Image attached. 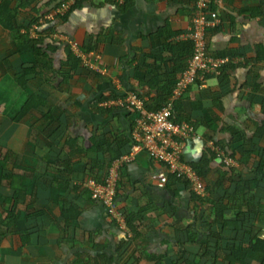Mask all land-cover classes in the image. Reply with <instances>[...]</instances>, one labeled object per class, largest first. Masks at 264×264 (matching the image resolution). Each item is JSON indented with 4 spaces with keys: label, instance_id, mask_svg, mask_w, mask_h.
Returning a JSON list of instances; mask_svg holds the SVG:
<instances>
[{
    "label": "crops",
    "instance_id": "1",
    "mask_svg": "<svg viewBox=\"0 0 264 264\" xmlns=\"http://www.w3.org/2000/svg\"><path fill=\"white\" fill-rule=\"evenodd\" d=\"M59 2L0 0V6L16 13V25L26 26L28 11L48 13ZM192 9L193 0H82L64 21L51 23L59 37L43 42L59 44L49 52L56 69L69 43L81 67L64 81L55 76L52 85H37L35 75L27 74L25 88L17 79L33 56L19 53L0 25V204L13 193L3 177L16 164L33 169L27 174L35 179L37 211L21 221L31 230L28 243L0 237V264H227L224 256L232 248L264 240V185L254 180L263 155L240 163L237 153L249 145L264 149V0L212 1L209 17L217 24L206 33V48L225 59V68L189 86L176 105L178 120L192 123L199 136L184 143L181 159L190 166L208 160L203 179L194 170L203 195L181 180L167 178L162 188L156 186L149 175L164 166L145 151L132 150L136 114L116 103L134 93L147 111L155 100L162 104L189 59ZM29 36L37 34L30 30ZM91 44L93 51H81ZM31 96L43 98L44 106L16 119ZM47 112L50 122L43 118ZM106 137L124 143L118 150L111 143V155H120L108 167L127 156L116 171L115 194L116 210L130 218L126 232L86 187L88 179H102L101 163L109 154L95 148ZM208 148L215 156L205 153ZM223 156L233 164L226 166ZM56 159L62 163L55 173L47 167ZM31 180L16 182L26 185L28 194ZM235 180L242 183L239 194L253 199L244 214L225 196L235 191Z\"/></svg>",
    "mask_w": 264,
    "mask_h": 264
},
{
    "label": "trees",
    "instance_id": "2",
    "mask_svg": "<svg viewBox=\"0 0 264 264\" xmlns=\"http://www.w3.org/2000/svg\"><path fill=\"white\" fill-rule=\"evenodd\" d=\"M82 0H76L75 4L66 12L67 15L71 10L76 8ZM62 0L58 3L56 8H58L62 4ZM210 6V5H209ZM54 8V10L56 9ZM53 11V10H52ZM50 13V12H49ZM16 13L14 11L9 10L7 7L0 6V25L7 29L10 33L12 41L15 43V46L19 53H30L33 56V64L30 68H26L22 70V75L20 78L17 79V83L21 88H25L28 84V81L25 79V76L27 74H34L35 84H40L41 82H45L46 85H52L55 76H59L62 78V80L69 79L71 75L81 67V59L77 55L74 54L72 50L71 44H66L64 49V56L65 60L60 63V68L56 69L54 67L53 59L50 57L49 52H53L56 50L57 45L55 42H49L46 44V46H43V42L45 38L50 35L51 32H53L54 24L51 23L56 21H64L66 19L65 14L56 16V19L53 18V20H50L48 22H44L42 24L39 23V19L42 17V15L46 14H40L38 11L30 10L28 11V14L26 15L25 19L27 20L26 26H19L14 23L15 15ZM55 19V20H54ZM36 26V29L34 30L37 34L36 38H32L29 36V32L32 29V26ZM44 25H47L45 29H42ZM94 45V44H93ZM93 45L86 46L81 51L83 53H90L93 51ZM191 45V44H190ZM192 55V48L190 46V55L189 58ZM187 63V62H186ZM186 63L184 65V68L186 66ZM183 68V70H184ZM225 68L223 66L222 70ZM182 70V71H183ZM208 76V75H207ZM206 77V76H205ZM174 85V84H173ZM173 85L171 88L167 91V96L164 97L162 104L159 103V100H155L156 104L154 108H151V110H158L162 107L165 100L171 95ZM105 100V98L100 99ZM178 99L174 101L173 104V115L172 119L175 121H178L177 116L174 114L176 112V105L178 103ZM45 100L38 96H31L28 98V100L25 102V104L20 109L19 113L16 116V119L22 118L24 115H26L30 109H38L39 107L44 106ZM43 118L46 121L52 120V115L50 113H44ZM189 125H192V123H188ZM261 131L259 133L255 134V137H259L261 135ZM208 136L207 134H205ZM207 141H211L213 145H217V142L213 141V138L211 136H208L206 138ZM205 139V140H206ZM115 142V143H114ZM111 143H114L115 147H117V150L119 147H123L124 143L120 142L115 139L111 142L106 137L104 139V145L99 146L98 151L109 154V160L106 162H103L101 164L100 168V178L96 181H101L106 176L108 171V166L110 165V161L113 159H116L119 157V153H116L114 155L112 154L113 147L111 146ZM246 145H249V143H245ZM65 145H68L67 147L70 148L73 143L70 141H66ZM79 149V148H78ZM80 150V149H79ZM239 152V153H238ZM206 154H210L211 157L215 156V153L211 151L210 148L205 150ZM239 155V161L240 163H246V160L251 156V154H257L261 157V159L257 162V165L255 167V173L256 177L254 180L258 181L259 183H262L264 185V149L257 148L256 146H248V149L246 151L238 150L237 151ZM114 156V157H113ZM208 160L206 158L201 159L198 163L192 164L191 167L193 170L197 172V174L203 179L204 175L202 174V169L206 171V169L203 166H206ZM62 163L61 160L56 159L55 162L48 166L47 169L55 173L57 172V165L59 166ZM46 169V171H47ZM33 169L28 167L19 166L16 164H13L12 169L10 173L5 174L3 179L5 180L7 178V188L12 190V195L5 199V201L0 204V237H6V236H17L23 243H28L29 237L31 235V230L28 227H22L21 221L28 219L30 216H34L37 211H35V179L31 180V175H28L27 173H32ZM224 175V174H223ZM225 176V175H224ZM29 179L33 181L32 186L30 188V192L27 194L26 185H21L16 181H20L22 179ZM224 178V177H223ZM169 180H181L185 183L186 180L183 177H180L179 175L169 174L168 175ZM222 182V181H221ZM234 188L235 191L232 193H225L226 198L232 203L233 208L239 213L244 214L245 210L244 208L248 209L253 202V199L248 197L247 194H239V187L242 183L240 181L234 182ZM3 185V184H2ZM188 185V183H187ZM219 186L222 187V183H218ZM227 192V191H226ZM21 207H18V206ZM221 209L223 206L220 207ZM23 214L22 216H19L20 214ZM123 219L125 228H128L130 225V218H128L127 215L122 214L120 212ZM223 221V220H222ZM19 226H21L19 228ZM229 252V254L224 256V259L227 261V264H245V259L250 260V264H263L264 263V240H259L257 238L253 239L249 244L241 246L240 248L236 249L235 247L232 248ZM221 251L220 247H216V252ZM137 261H135L136 263ZM184 264H189L187 261H184Z\"/></svg>",
    "mask_w": 264,
    "mask_h": 264
},
{
    "label": "built area",
    "instance_id": "3",
    "mask_svg": "<svg viewBox=\"0 0 264 264\" xmlns=\"http://www.w3.org/2000/svg\"><path fill=\"white\" fill-rule=\"evenodd\" d=\"M62 4L53 12L39 19V23L53 20L56 16L64 15L75 4L76 0H62ZM122 3V0H111ZM214 0H193V10L189 33L187 35L192 55L188 59L179 79L173 85L171 95L165 100L158 110L147 111L144 101L134 93H128L120 102L127 110L136 114L135 126L131 132L132 150H143L154 162L163 164L162 171L151 173L149 178L162 188L169 174L183 177L195 195H203L204 186L193 168L181 159V150L188 140L199 139L192 127L183 121L172 118L174 101L179 99L184 91L197 82H203L205 76H219L224 66L225 59L211 56L206 48V33L217 24V20L209 17V4ZM36 26H32V35H35ZM50 37L57 39L55 32ZM72 48L75 47L72 45ZM211 148V142H208ZM127 156L120 157L107 171L101 181L88 179L86 187L93 201L100 203L108 212L111 219L126 232L124 219L115 208L116 171ZM222 162L226 166L233 164L231 158L223 156Z\"/></svg>",
    "mask_w": 264,
    "mask_h": 264
},
{
    "label": "clouds",
    "instance_id": "4",
    "mask_svg": "<svg viewBox=\"0 0 264 264\" xmlns=\"http://www.w3.org/2000/svg\"><path fill=\"white\" fill-rule=\"evenodd\" d=\"M214 1H216V0H214ZM211 3H212V1L210 2V4H211ZM210 4H209V5H210ZM192 10H193V9H192ZM53 11H54V10H53ZM53 11H51V12H53ZM51 12H50V13H51ZM46 14H49V12L46 13ZM46 14L42 15V17L45 16ZM55 19H56V17H55ZM55 19H54V20H55ZM46 22H47V21H46ZM41 24H42V23H41ZM34 32H35V31H34Z\"/></svg>",
    "mask_w": 264,
    "mask_h": 264
}]
</instances>
